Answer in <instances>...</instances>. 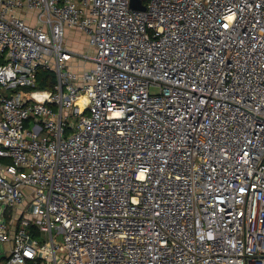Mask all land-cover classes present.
<instances>
[{"label":"built area","instance_id":"built-area-1","mask_svg":"<svg viewBox=\"0 0 264 264\" xmlns=\"http://www.w3.org/2000/svg\"><path fill=\"white\" fill-rule=\"evenodd\" d=\"M138 2L0 0L1 264H264V0Z\"/></svg>","mask_w":264,"mask_h":264},{"label":"trees","instance_id":"trees-1","mask_svg":"<svg viewBox=\"0 0 264 264\" xmlns=\"http://www.w3.org/2000/svg\"><path fill=\"white\" fill-rule=\"evenodd\" d=\"M56 83L55 75L51 72H40L38 75L39 89H52Z\"/></svg>","mask_w":264,"mask_h":264},{"label":"rangeland","instance_id":"rangeland-1","mask_svg":"<svg viewBox=\"0 0 264 264\" xmlns=\"http://www.w3.org/2000/svg\"><path fill=\"white\" fill-rule=\"evenodd\" d=\"M75 32H70L69 35H68V45L71 46L72 48H74L75 50L77 51H80V52H84V51H87L89 47H87V39H84L83 37L79 38V37H76L75 36ZM79 39V43L77 44L78 40L76 38ZM75 41V42H73ZM88 52H90L88 50Z\"/></svg>","mask_w":264,"mask_h":264},{"label":"water","instance_id":"water-1","mask_svg":"<svg viewBox=\"0 0 264 264\" xmlns=\"http://www.w3.org/2000/svg\"><path fill=\"white\" fill-rule=\"evenodd\" d=\"M131 8L134 10H144L145 8L138 2V0H132Z\"/></svg>","mask_w":264,"mask_h":264},{"label":"crops","instance_id":"crops-1","mask_svg":"<svg viewBox=\"0 0 264 264\" xmlns=\"http://www.w3.org/2000/svg\"><path fill=\"white\" fill-rule=\"evenodd\" d=\"M0 249H1V251L4 252V251L10 249V246L9 245H2V246H0ZM2 260H4V259H3V257L0 256V264H1Z\"/></svg>","mask_w":264,"mask_h":264}]
</instances>
